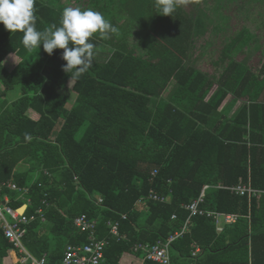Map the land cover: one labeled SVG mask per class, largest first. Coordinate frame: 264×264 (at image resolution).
<instances>
[{
  "label": "trees",
  "instance_id": "16d2710c",
  "mask_svg": "<svg viewBox=\"0 0 264 264\" xmlns=\"http://www.w3.org/2000/svg\"><path fill=\"white\" fill-rule=\"evenodd\" d=\"M78 1L82 9L105 14L121 35L103 39L113 47L108 60H94L71 83L63 49L49 55L41 44L29 52L23 33L0 22V183L29 188L25 198L5 189L14 207L31 199L27 211L35 217L23 239L27 250L60 264L69 244L88 241V232L74 223L86 214L97 221L98 238L108 242L104 264H131L135 255L140 264H161L135 245L167 239L190 217L188 230L171 244L172 264H264V194L249 199L216 187L243 179L264 189L261 38L243 27L203 70L193 52L209 28L200 3L172 16L161 14L156 0H111L109 6V0ZM64 8L59 0H36L38 30L61 26ZM119 16L125 19L120 24ZM140 31L139 44L129 45L126 36ZM90 42L98 48L100 37L94 34ZM252 42L259 69L255 61L233 56ZM18 86L20 95L7 98ZM72 91L77 98L68 107ZM230 95L245 101L233 117L226 108ZM206 184L201 208L240 215L221 232L212 217L190 216L186 207ZM151 191L169 199H150ZM40 207L44 220L36 214ZM112 223L125 238L111 232ZM196 246L201 251L194 255ZM18 261L0 226V264Z\"/></svg>",
  "mask_w": 264,
  "mask_h": 264
},
{
  "label": "built area",
  "instance_id": "2783aa9c",
  "mask_svg": "<svg viewBox=\"0 0 264 264\" xmlns=\"http://www.w3.org/2000/svg\"><path fill=\"white\" fill-rule=\"evenodd\" d=\"M156 172V171H155ZM210 184H206L200 193V195L194 199L186 207L190 211V216L194 214H205L212 217L217 225V231L221 232L225 225L236 223L240 215L237 213L221 212L212 209L201 208V203L204 202L207 189ZM216 187L227 188L231 192L247 196L249 199L264 194V189L254 187L250 181L246 182L240 179L238 183L230 186H224L217 184ZM5 189L16 190L21 193L20 197L25 198V194L28 193V187H21L13 181H3L0 183V226L8 238V240L14 245V248L19 256V261L22 264H48L46 256L37 258L33 256L25 247L23 239L27 233L29 223L34 219L35 215L30 216L28 214L30 198H26L27 202L19 208L14 207L11 202V197L5 192ZM150 199L167 201L169 196H161L158 193L151 191L148 196ZM142 198L140 199V201ZM101 201V199H100ZM36 214L43 216V209L40 207L37 209ZM176 214L173 215L175 219ZM190 217L187 219L181 230H177L172 233L167 239H160L156 243H138L134 249L136 251H143L147 259L156 261L161 264H172L170 247L172 242L183 236L184 232L188 230ZM75 225L82 231L88 232V241L84 244H69L66 247L64 256L60 264H104L105 261V248L107 246V240L99 239L96 233L97 221L90 218L86 214L79 215L74 220ZM111 232L119 239L126 236L120 235L118 223L111 224ZM201 248L196 246L194 255L200 252ZM20 254H23L20 255ZM252 263V259L250 260Z\"/></svg>",
  "mask_w": 264,
  "mask_h": 264
},
{
  "label": "clouds",
  "instance_id": "9594fccd",
  "mask_svg": "<svg viewBox=\"0 0 264 264\" xmlns=\"http://www.w3.org/2000/svg\"><path fill=\"white\" fill-rule=\"evenodd\" d=\"M201 0H156V7L163 15H172L177 8ZM36 0H0V22L12 33H23L22 43L31 52L43 45L49 55L63 49L62 58L66 73L71 74L70 83L88 72L97 55V45L90 38L98 33L102 39H111L112 34L120 36V29L114 26L103 13L91 7L68 6L63 9L60 25L53 23L38 30ZM30 134L26 133V136Z\"/></svg>",
  "mask_w": 264,
  "mask_h": 264
},
{
  "label": "rangeland",
  "instance_id": "374dc122",
  "mask_svg": "<svg viewBox=\"0 0 264 264\" xmlns=\"http://www.w3.org/2000/svg\"><path fill=\"white\" fill-rule=\"evenodd\" d=\"M61 2L64 7H81L84 4L78 0H61ZM61 2L59 0V3ZM108 2L107 5L109 6L112 1L109 0ZM262 4L254 2V0H202L199 5L203 7V9H206L208 13L202 11L201 15L209 28L208 31L201 36V40L200 42L198 41L193 52L199 54V59L204 56L215 59L216 55L220 52L218 49L221 44L230 41V39L238 34L243 27L248 26L257 37L261 38L260 44L262 48H260V50L264 53V4ZM192 5L194 6V10L198 7V5L195 6L194 3H190L185 6V8L191 9ZM253 11L254 13H252ZM142 33V31H140L138 35H131V33H129V35L126 36L128 44L131 45L134 44L135 41L140 40ZM124 37L125 36L122 38ZM214 41H216V43L212 45ZM255 43L256 42H252L249 44V46L252 47L249 50H251L252 54L259 55L257 48L254 47ZM209 63L210 60L208 61V64ZM254 66L256 69H259V61H255ZM0 87L2 88V85H0ZM19 95L20 88L18 86L8 92L7 98L13 100ZM71 102L72 100L68 104L69 107ZM136 263L135 261L132 264Z\"/></svg>",
  "mask_w": 264,
  "mask_h": 264
},
{
  "label": "crops",
  "instance_id": "0c3cea01",
  "mask_svg": "<svg viewBox=\"0 0 264 264\" xmlns=\"http://www.w3.org/2000/svg\"><path fill=\"white\" fill-rule=\"evenodd\" d=\"M93 9H94V7H93ZM119 17H120L119 18V24H120L121 22H124L125 19H124V17H123V19H121L122 16H119ZM132 34L135 35V33H131V35ZM95 35H96V37L99 36L98 33H96ZM114 37L116 38V36H114ZM111 39L113 40V37H111ZM102 40L103 39L100 38V42L101 43H100V45L97 48V55L95 56L94 60L95 61H99V62H106L108 60V58L110 57L111 53H112L113 47L108 42H104ZM138 44H139L138 40L135 41V46H137ZM249 44L247 46H245L246 48L245 47L243 48L244 50L246 49L247 51L246 52H242V53L240 52L241 50H240V47L238 46L235 49V51H236L235 53H238V54H233V56H235V55H236V57L239 56L237 58L238 60H243L245 63L248 62V64H251L253 61H255L257 55H255L254 53L252 54L251 50H249L250 48H252L251 46H249ZM194 54H195L194 64L197 65L198 67L202 68L203 70H207L206 67H208L209 64H208V61L206 59H208V57L207 56H204L203 58H200L199 59V54H196L195 52H194ZM216 87H217V85H215L213 87V89L211 90V92L209 93V95L207 96L206 99H208L212 95V93L214 92V90L216 89ZM76 98H77V93L75 91H72L71 92V95H70V98L68 100V104L72 100L70 107L73 106ZM244 102L245 101L243 99H236L233 95H230L229 98H228V100H227V107H226L227 108L228 116L229 117L235 116V114L239 111V109L242 107V105H243ZM128 256L129 255H127V257ZM129 259L130 260H134L135 259V261L137 262L136 264H140V260L141 259L139 257H137V256H133L132 258L130 257ZM135 261H131V262L133 263Z\"/></svg>",
  "mask_w": 264,
  "mask_h": 264
}]
</instances>
